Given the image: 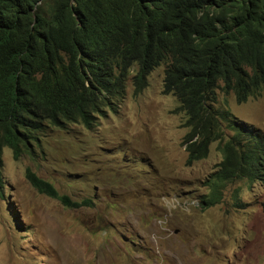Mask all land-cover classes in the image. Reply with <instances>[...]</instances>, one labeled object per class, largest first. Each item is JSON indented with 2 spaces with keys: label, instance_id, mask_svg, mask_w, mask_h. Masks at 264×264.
Returning a JSON list of instances; mask_svg holds the SVG:
<instances>
[{
  "label": "trees",
  "instance_id": "1",
  "mask_svg": "<svg viewBox=\"0 0 264 264\" xmlns=\"http://www.w3.org/2000/svg\"><path fill=\"white\" fill-rule=\"evenodd\" d=\"M161 65L163 92L187 120L186 165L217 141L223 156L203 204L235 181L264 185V134L215 106L217 90L241 104L264 88V0H0V170L5 148L17 161L51 130H92L134 70L138 93ZM25 172L38 194L95 209L93 197L73 200Z\"/></svg>",
  "mask_w": 264,
  "mask_h": 264
},
{
  "label": "rangeland",
  "instance_id": "2",
  "mask_svg": "<svg viewBox=\"0 0 264 264\" xmlns=\"http://www.w3.org/2000/svg\"><path fill=\"white\" fill-rule=\"evenodd\" d=\"M164 68L138 93L134 70L116 112L92 130H51L17 161L3 150L0 264H264V185L235 181L220 203L203 204L223 156L217 141L186 165L188 124L163 92ZM216 98L264 133V88L241 104L221 90ZM26 169L73 200L93 197L95 209L38 194Z\"/></svg>",
  "mask_w": 264,
  "mask_h": 264
},
{
  "label": "clouds",
  "instance_id": "3",
  "mask_svg": "<svg viewBox=\"0 0 264 264\" xmlns=\"http://www.w3.org/2000/svg\"><path fill=\"white\" fill-rule=\"evenodd\" d=\"M244 122V121H243ZM248 124V123H247ZM251 125V124H250ZM257 128V127H256ZM259 129V128H258ZM260 130V129H259ZM261 131V130H260ZM262 132V131H261ZM263 133V132H262ZM264 134V133H263ZM3 159V158H2Z\"/></svg>",
  "mask_w": 264,
  "mask_h": 264
}]
</instances>
